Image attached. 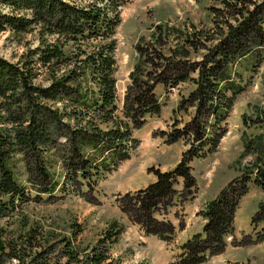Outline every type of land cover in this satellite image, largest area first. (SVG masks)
Listing matches in <instances>:
<instances>
[{"label": "trees", "instance_id": "obj_1", "mask_svg": "<svg viewBox=\"0 0 264 264\" xmlns=\"http://www.w3.org/2000/svg\"><path fill=\"white\" fill-rule=\"evenodd\" d=\"M123 1L0 0V30L33 31L36 38L18 61L0 55V218L14 215L17 203L34 199L38 187L48 193L56 188L57 181L46 164L50 150L60 154L65 168H72L69 179L73 181L99 168L108 169L110 166L105 164L114 159L109 155L120 159L126 155V146H133V142H124L131 128L139 126L146 113L159 111L154 85L161 82L168 88L188 80L193 87L180 96L177 108L191 107L189 117L165 133V141L182 139L187 147L172 167L154 168L152 181L116 199L119 209L144 233L164 240L172 237L175 226L169 219L156 218L154 212L171 202L178 177L190 191L195 181L189 160L214 150L226 131L225 119L241 89L232 81V66L252 47L264 45V6L243 15L241 8L233 5L242 18L236 24L227 23L224 34L198 60L186 58L184 45H195L196 40L191 31H183L186 42L169 56L162 51L157 30H163L167 37L170 26L156 25L153 43L145 48L135 45L140 57L129 71L119 116L115 113L114 33ZM192 71L195 76L190 75ZM259 141L244 142L245 149L260 151L253 160L254 167L241 171L205 201L199 209L204 219L200 230L181 241L171 264H197L206 252L219 253L223 249L225 237L232 231L234 209L248 183L264 188V164L256 166L264 154V145L261 147ZM90 154L95 156L93 160L87 158ZM19 171L22 178L17 176ZM21 180L35 187V195L26 192ZM259 206L256 213L264 219V204ZM112 223L103 232L104 238L111 241L121 231L120 225L113 228ZM177 227H183L181 220ZM4 228L0 227V264L59 263L48 255L53 244L48 246L37 238V227L29 226L22 233ZM79 230L74 226L71 237ZM69 239L61 240L62 247L67 246L63 253L71 260L76 250ZM101 241L86 255L89 264H110L106 244Z\"/></svg>", "mask_w": 264, "mask_h": 264}, {"label": "rangeland", "instance_id": "obj_2", "mask_svg": "<svg viewBox=\"0 0 264 264\" xmlns=\"http://www.w3.org/2000/svg\"><path fill=\"white\" fill-rule=\"evenodd\" d=\"M263 3L264 0H124L120 6V22L114 33L115 113L121 116L129 71L140 57L135 45H144L145 48L153 43L152 33L156 31V25L170 26L167 37L163 30H157L162 51L169 56L174 55L173 49L186 42L183 31H191L196 40L195 45H184L188 50L186 58L189 61L198 60L224 34L227 23L236 24L242 14H247L256 6H264ZM233 5H238L242 14L232 8ZM32 32L0 30V55L18 61L20 54L36 42ZM232 71V81L241 89L235 94L225 119L226 131L214 150L189 160L190 173L195 181L190 191L182 186L178 177L173 185L175 191L171 202L154 212L156 218L169 219L175 226L170 239L144 233L119 209L116 199L124 193L132 194L152 181L154 168L164 170L172 167L187 147L182 139L165 141V133L173 126H180L189 117L191 107L185 110L177 108L180 96H185L193 87L188 80L168 88H164L161 82L154 85L159 111L156 114L146 113L144 121L131 128L124 142L126 145L133 142V146H126V155L120 159L109 155L114 159L105 164L110 166L108 169L99 168L98 172L73 181L69 179L73 174L72 168H65L60 154L50 150L46 164L57 181L56 188L48 193L38 187L34 199L17 203L14 215L0 218V227L5 226L4 231L14 233H22L29 226L37 227V238L48 246L53 244L48 255L56 258L58 264H89L86 255L92 252L91 246L102 243L101 238L106 244V260L110 264H171L185 235L200 229L204 219L199 209L205 201L241 171L254 167L253 160L260 151L245 149L244 142L249 144L250 140L259 139L261 147L264 145V45L254 46L238 58ZM190 75L195 76L196 72L192 71ZM93 155H87V158L93 160ZM71 160L76 162L75 158ZM258 164H264V154H261L256 166ZM19 172L17 176L22 178ZM21 182L30 196L35 195V187ZM260 204H264V188L249 182L234 209L232 231L225 237L223 249L219 253L206 252L204 260L197 264H264V219L256 213ZM178 220L183 227H177ZM111 222L113 228L121 227L112 241L103 235ZM74 226L80 230L72 238L71 229ZM62 237L70 238V246L76 250V256L71 260L66 259L63 253L67 246L62 247ZM34 249L38 250V247ZM14 261L11 259V262Z\"/></svg>", "mask_w": 264, "mask_h": 264}, {"label": "crops", "instance_id": "obj_3", "mask_svg": "<svg viewBox=\"0 0 264 264\" xmlns=\"http://www.w3.org/2000/svg\"><path fill=\"white\" fill-rule=\"evenodd\" d=\"M184 228H185V227H184ZM184 228H183V229H184ZM199 230H200V229H199ZM195 231H198V229H197V230H194L193 232H195ZM193 232H192V233H193ZM185 236H186L185 238H187V237L189 236V234H187V235H185ZM185 238H184V239H185ZM184 239H183V240H184ZM181 241H182V240H181Z\"/></svg>", "mask_w": 264, "mask_h": 264}]
</instances>
